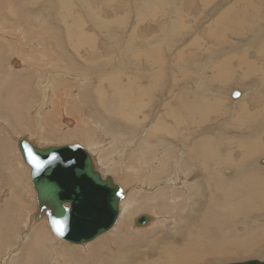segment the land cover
<instances>
[{
    "label": "rangeland",
    "instance_id": "1",
    "mask_svg": "<svg viewBox=\"0 0 264 264\" xmlns=\"http://www.w3.org/2000/svg\"><path fill=\"white\" fill-rule=\"evenodd\" d=\"M236 1L0 0V9L10 10L12 18L16 20L13 23L19 26L9 24L15 26L14 29H28L31 25L33 30L39 29L41 37L44 34L47 44L56 43L60 39L59 43L62 41L65 50L73 55L79 67L90 66L88 68L94 75L90 82H84L87 84L86 90L77 86L79 84L72 78L62 75L57 77L49 85L50 96L46 103L51 107L47 109L39 105L44 92L36 88L37 81L41 78L42 84L46 83L47 87L46 76L51 70L59 71L62 64L56 63L57 67L51 65L56 58L54 56L52 61L47 59L44 65L39 62V56H35L37 63L33 68L28 67L31 74H25L26 82L22 78H11L13 74L21 73L19 71L24 72V65L28 62L26 55H30L29 51L36 48L28 40L13 41L16 37H22L17 31H8L7 27L3 28L5 35L4 31H0V82L5 78L2 85L7 89L0 91V191L10 190L11 199L8 216L0 213V235L6 236L14 246H21L20 254L11 257V264H67L71 259L73 263L80 264H149L163 256L166 264H171L169 254L177 255L180 264H227L246 260L264 262V224L254 222L256 217L264 216V171L255 168L253 163L257 155L264 153V147L259 149L260 143L264 141V6L257 4L259 9H256L258 0ZM41 20L47 23L48 29ZM55 25L60 29L61 38L55 34ZM82 29L89 34V44L82 45ZM255 30L258 31L257 38L254 36ZM29 37L36 38L37 32L32 31ZM9 44L20 54L28 53L9 58V51L6 50ZM57 45L58 50H61L60 44ZM244 51L248 54V64L255 67L247 64L240 67L236 55H242ZM223 60H228L225 63L230 68L229 78H222L225 69L221 71L219 67H214ZM149 65L162 72L157 77L152 70L147 74ZM8 66L12 69L9 70ZM34 69L36 73L39 70L40 74L36 75ZM5 71L11 73L6 74ZM194 80L201 83V86L194 84L191 87V81ZM210 87H223V95L205 91ZM236 89L241 90L242 95L232 98L231 94ZM54 92L60 93V96L54 98ZM138 92L143 98L141 101L137 99ZM65 93H69V97ZM75 93L79 94L80 101H72ZM100 93L105 94L103 98L97 96ZM127 97L129 105L124 101ZM52 98L56 100L49 102ZM218 98L221 100L218 101ZM233 99L236 100V107L230 109V101ZM244 100H248L247 103ZM168 101L173 102L170 106L182 118L181 122H176L173 113L166 111L168 107L165 104ZM80 102H85V107ZM245 105L246 109L243 107ZM52 106L57 108L53 109ZM130 108L138 115L135 122L124 126L120 114ZM38 111L41 117H36ZM89 118L102 121L104 129L111 126L116 132L122 131L119 134H125L131 128L138 133L141 131L138 136L146 138L150 132L153 136L161 135L167 142L173 140L171 135H191L185 145L194 150L193 160L204 174L201 180L204 196L194 199L197 206L187 216L191 220L189 230L192 229V234L187 236L188 233L182 228L174 230L171 221L167 220L165 228L141 235H134L138 233L127 230L126 224L122 226L126 229L125 238L116 241L114 236L108 235L115 223L108 232L90 242L69 244L53 234L47 216L35 225L34 221L30 222L39 211L36 193L30 182L29 167L24 164L15 142L21 137L30 136L31 142L41 146L79 144L86 147L90 143L87 138H96L99 148L91 146L92 153L93 149L101 151L103 158L108 152L116 151L114 158L106 160V164L98 165L96 162L98 170L112 176L125 195L133 189L134 183L126 177L120 166L126 156L117 154V151L123 152L127 148L129 139L108 131L106 134L109 136L106 137L105 131L97 129L94 122H89L90 125L87 123L89 126L86 128L79 126L80 120L86 121ZM74 120L79 121L74 123ZM37 121L42 125L39 126ZM138 121L141 122L139 126ZM247 141L253 144L249 149L255 151L254 154L252 151L247 152L252 156L245 151ZM137 146L140 148L139 144ZM134 150L135 147H132L133 154L129 158L136 164L134 153L138 151ZM218 151L223 154L219 155ZM202 154L207 156L205 161ZM230 155L232 159L228 162L224 158ZM145 163L140 169L143 175H150L156 182L167 179L150 174L148 166L151 163ZM173 166L174 160L168 157L164 164L166 171L171 172ZM221 167L228 168L230 175L223 177ZM232 167L235 171H231ZM143 190L140 203H144L150 192L148 187ZM253 202L256 203L255 208ZM159 204H164L165 210L170 208L168 201H160ZM3 205L0 202V207ZM145 206L134 209L133 215L146 212L155 216L153 213L158 215L162 210L154 212L151 207ZM131 226L136 229L132 222ZM215 226L223 232L219 231V238L216 237L219 233L215 235L212 231ZM26 234L29 239L23 241ZM186 236L190 246H187L184 253ZM0 246L4 244L0 243ZM224 246H227L228 252L223 251ZM54 248L59 255L52 258L50 251ZM234 250L236 253L232 252Z\"/></svg>",
    "mask_w": 264,
    "mask_h": 264
},
{
    "label": "bare ground",
    "instance_id": "2",
    "mask_svg": "<svg viewBox=\"0 0 264 264\" xmlns=\"http://www.w3.org/2000/svg\"><path fill=\"white\" fill-rule=\"evenodd\" d=\"M84 1V0H83ZM237 1H239V0H237ZM236 1V2H237ZM239 2H243L242 0H240ZM90 3H91V1H90ZM53 4H54V2H53ZM259 6H264V0H258V2L256 3V9L258 8L259 9V7H258V5ZM2 5V4H1ZM48 5V4H47ZM237 6H239L238 4H237ZM1 7V6H0ZM49 7V6H48ZM47 7V8H48ZM232 8H234V7H232ZM50 9V8H49ZM98 9V8H97ZM237 9V8H236ZM261 9V8H260ZM1 10V13H0V31H4L3 30V28L4 27H7V30L8 31H17L22 37L20 38V39H17V37L16 38H14V40L13 41H17V42H22V39H24V40H28L30 43H32L33 45H34V47L36 48L34 51H29V54L30 55H26L27 57V63L26 62H24V63H26V65H24L26 68H25V70H24V72L23 71H19V72H21V73H17V74H13L12 75V77L11 78H22L24 81H25V79H24V77H25V74H28L29 73V70H28V67H30V68H33L34 67V64H36L37 62H36V59H34V57L35 56H39V62H41V63H45V61L47 60V59H49V60H53V57L55 56L56 58L54 59V61L53 62H51L52 64L51 65H55L56 63H61L62 65V67H61V69L59 68V71H55V70H51L50 71V73H49V75L48 76H46V78L48 79V81H47V83H48V86L46 87V83L45 84H42V80H40L41 78H39V80L37 81V87L36 88H38L39 90H40V92L42 93V92H44V98H43V100H42V98H41V102H39V105H41V106H46V108L47 109H50V105H47V103H46V101H48V99H49V96H50V93H49V91H50V84L51 83H54L55 82V80L57 79V77H59V76H63V77H66V78H72L75 82H77L79 85H77V86H80V87H82L83 89H85L86 87H87V84L86 83H84L85 81H89V80H91L92 78H93V72H92V70L90 69V68H88V67H90V66H88V67H86V66H84V67H79V63L77 62V61H75V59H74V57H73V55L72 54H70V53H68V51H66L65 50V47H64V45H63V43H62V41H61V43H59L60 42V39H59V41H56V43H54V42H52V43H50V44H47L46 43V41L44 40V37H43V35L44 34H42V37L40 36V34H41V32H38L39 31V29H38V31H36V30H33V28H30V26H28V29L27 28H24V27H20V28H16V29H14V27L15 26H18V24H16V23H13V21L15 20L14 18H12V16H11V11L10 10H8V11H5V10H2V9H0ZM14 10V9H13ZM72 16V15H71ZM18 17V16H17ZM33 17V16H32ZM59 17V16H58ZM41 19V18H40ZM181 19V18H180ZM42 21V20H41ZM51 21V20H50ZM49 21V22H50ZM15 22H16V20H15ZM36 22V21H35ZM48 22V21H47ZM41 23H43V24H45L44 25V27H46L47 26V23H44L43 21L41 22ZM52 23V22H51ZM9 24H14L15 26L13 27V25H9ZM40 24V23H39ZM54 24V23H53ZM56 24V23H55ZM262 23H257L256 25H261ZM83 25V24H82ZM181 25H182V23H181ZM34 26H36V25H34ZM56 26V30H55V34L58 36V38H61L60 37V29H59V27L57 26V25H55ZM19 27V26H18ZM29 28L30 29H32V31H34V32H37V37L36 38H34V37H29L30 35H31V33H32V31L31 30H29ZM43 28V27H42ZM47 28V27H46ZM50 28V27H49ZM58 28V29H57ZM48 29V28H47ZM262 29V28H261ZM50 30H51V28H50ZM53 30V29H52ZM262 30H264V29H262ZM54 31V30H53ZM85 31H87V30H85ZM83 29H82V36H84L83 37V39H82V41H83V43H82V45L83 44H89L90 42H91V39H90V37H88V35L89 34H87V32H85ZM44 32V31H43ZM5 33H6V31H4V35H5ZM47 34H48V32H47ZM111 34V33H110ZM257 34H258V31L257 30H255L254 31V36H255V38H257ZM1 35V34H0ZM68 36V35H67ZM40 37H41V40H39L40 39ZM3 38V37H2ZM145 38V37H144ZM4 39V38H3ZM85 39V40H84ZM160 39V38H159ZM42 40H44V41H42ZM54 40H55V38H54ZM264 43V42H263ZM8 44V43H7ZM56 44H60V47H61V50H58V45L56 46ZM46 45V46H45ZM54 45H55V48H54ZM234 47H235V45H234ZM264 47V46H263ZM262 47V48H263ZM258 48H261V46L260 47H258ZM19 49H22V48H19ZM6 50L7 51H9V58H10V56H11V58H13V56H20V55H23V54H20V52L19 51H17V50H14V49H12V46H11V44H9V45H7L6 46ZM87 50H89V49H87ZM256 50V49H255ZM247 52L246 51H244V52H242V55L241 54H238V55H236V58L239 60V64H240V67L242 68L243 67V65H246L247 64V66L249 65V66H252V67H255L253 64H248V58H247V56L246 55H248V54H246ZM147 54V53H146ZM25 55H23V56H25ZM250 56V55H249ZM248 56V57H249ZM257 57V56H256ZM81 58V57H80ZM144 58V57H143ZM250 58V57H249ZM16 59V58H15ZM14 59V60H15ZM142 59V58H141ZM251 59V58H250ZM252 59H253V57H252ZM257 59H258V57H257ZM256 59V60H257ZM261 59V58H260ZM264 59V58H263ZM9 60H11V59H9ZM9 60H8V62H9ZM23 60V59H22ZM25 60V59H24ZM23 60V61H24ZM255 60V61H256ZM226 61H228V60H223V61H221V62H217V64L214 66V67H219L220 68V70L221 71H223L224 69L226 70L224 73H223V75H222V78H229L230 77V68L227 66V64L225 63ZM250 61V60H249ZM104 62V61H103ZM50 63V62H49ZM101 63V62H100ZM261 64V63H260ZM23 65V64H22ZM45 65V64H44ZM92 65H94V64H92ZM257 65V64H256ZM23 66V67H24ZM81 66V65H80ZM151 66H153V65H149V69L147 70V74H148V72L150 71V70H152V71H154V74H157L155 77H157L162 71H160L159 69H157V70H154V68L153 67H151ZM46 67H48V66H45V68ZM54 67H57L56 65L54 66ZM92 67H94V66H92ZM8 68H9V70L10 69H12V68H10L9 66H8ZM7 68V69H8ZM45 68H44V70H45ZM53 68V67H52ZM99 68V67H98ZM6 69V70H7ZM97 69V68H96ZM95 69V70H96ZM163 69V68H162ZM250 69V68H249ZM30 70H32V69H30ZM41 70V69H40ZM94 70V71H95ZM146 70V69H145ZM4 71V70H3ZM11 71H13V70H11ZM11 71H5L6 72V74H10L11 73ZM34 71H35V69H34ZM33 71V72H34ZM37 71V70H36ZM36 71L34 72V73H36ZM137 71H139V70H137ZM2 72V71H1ZM0 72V73H1ZM32 72V71H31ZM102 72V71H101ZM257 72V71H256ZM38 74H40L39 73V70H38V72H37ZM36 73V75H38ZM98 73V72H97ZM100 73V72H99ZM98 73V74H99ZM3 74V73H2ZM29 74H31V73H29ZM33 74V73H32ZM101 74H103V72L101 73ZM238 74H240V73H238ZM3 75H5V74H3ZM149 75H151V74H149ZM9 76V75H8ZM8 76H6V77H8ZM32 76V75H31ZM243 76V75H242ZM1 77V76H0ZM152 77H153V75H152ZM10 78V77H9ZM29 78H31V77H29ZM118 78H120V77H118ZM2 79H4L5 80V78H2ZM6 79H8V78H6ZM21 79V80H22ZM154 79V78H153ZM152 79V80H153ZM3 80V81H4ZM3 81H2V83L0 82V84L2 85L3 84ZM13 82V81H12ZM11 82V83H12ZM14 82H16V81H14ZM20 82V81H19ZM26 82V81H25ZM29 82V81H28ZM90 82V81H89ZM89 82H87V83H89ZM152 83V82H151ZM191 83H193L192 84V86L191 87H193V85L194 84H196V85H198V86H201V83H198V81L197 80H194V81H191ZM195 85V86H196ZM206 85V84H205ZM4 85H2L1 87L3 88L2 90L0 89V91H7V89L5 88L4 89V87H3ZM26 89V88H25ZM81 89V88H80ZM208 90H205V91H208V92H210V93H212V92H214V93H217L218 95H223V92H224V88L222 87H220V89H211V87L210 88H207ZM9 90V89H8ZM86 90V89H85ZM102 90V89H101ZM203 90V89H202ZM238 90V89H237ZM237 90H233V92H232V94H231V96H232V98H237V97H239L240 95H242V91L241 90H239L238 92H239V95H237L236 96V93H237ZM2 92H0V93H2ZM5 94H6V92H5ZM27 94H29V93H27ZM66 94V93H65ZM2 95V94H1ZM66 95H68V97H69V93L68 94H66ZM100 95H101V97L102 96H104V95H102V93H100V94H97V96H99V98H101L100 97ZM198 96H199V94H197ZM249 95V94H248ZM43 96V95H42ZM52 96H55L54 98H56L57 96H60V93H57V92H54L53 94H52ZM197 96V97H198ZM68 97H65V98H68ZM87 97H89V96H87ZM133 97V96H132ZM54 98H52V100L51 101H49V102H52L53 100H56V99H54ZM64 98V99H65ZM74 99L72 100V101H75V100H77V101H80V96H79V94L77 93H75L74 94V97H73ZM103 98V97H102ZM105 98V97H104ZM136 98V97H135ZM199 98H200V96H199ZM213 98H215V96H213ZM248 98V97H247ZM251 98H252V96H251ZM254 98H256V96L254 97ZM85 99H87V98H85ZM89 99V98H88ZM137 99H138V101H141V100H143V98H141L140 96H139V92L137 93ZM217 99V98H216ZM214 100V99H213ZM219 100H221L220 98H218V101ZM226 100H228V99H226ZM251 100V99H250ZM2 101V100H1ZM84 101V100H83ZM124 101L126 102V105H129V97H127V98H124ZM211 101H212V99H211ZM244 101H246V103H247V101L248 100H244ZM34 102V101H33ZM143 102V101H142ZM209 102V101H208ZM207 102V103H208ZM82 105H83V107H85V102H80ZM171 103H173V102H170V101H168V103L167 104H165V106L166 107H168V110H166V111H168V113H173V115H174V117L173 118H175L174 120L176 121V122H181L182 121V118L178 115V114H175V112H173V107H171L170 106V104ZM205 103V102H204ZM38 104V103H37ZM58 104V103H57ZM90 104V103H89ZM209 104H211V103H209ZM216 104V103H215ZM249 104V103H248ZM60 105V104H59ZM92 105V104H91ZM230 105H231V107H230V109H233V106H235L236 107V100H232V101H230ZM247 105V104H246ZM246 105L245 106H243L244 107V109H246L245 107H246ZM164 106V107H165ZM207 106H208V104H207ZM250 106V105H249ZM248 106V107H249ZM66 107V106H65ZM87 107V106H86ZM211 107V106H210ZM218 107V106H217ZM247 107V108H248ZM52 108L53 109H56L57 107L56 106H52ZM211 108H213V107H211ZM210 108V109H211ZM206 109H208V108H206ZM209 109V110H210ZM95 110H96V108H95ZM203 110V112H205L204 111V109H202ZM212 110V109H211ZM218 110H219V108H218ZM218 110H217V112H218ZM221 110V109H220ZM44 111V110H43ZM53 111V110H52ZM164 111V110H163ZM175 111H176V113H177V110L175 109ZM207 111V110H206ZM222 111V110H221ZM162 112V111H161ZM207 112H209V111H207ZM241 112V111H240ZM202 113V112H201ZM200 113H197V115H199ZM202 114H204V113H202ZM201 114V115H202ZM219 114V113H218ZM221 114H222V112H221ZM236 114V113H235ZM238 114H240L241 115V113H238ZM85 115V114H84ZM138 115V113L133 109V108H130L129 110H123V112H121V114H120V118H121V120H123V122H122V124L125 126V125H128L129 126V124H130V122H135V120H136V116ZM164 115H165V113H164ZM172 115V114H171ZM191 115V114H190ZM196 115V116H197ZM217 115V114H216ZM37 116H40L39 115V111L36 113V117ZM204 116V115H203ZM5 117V116H4ZM41 117V116H40ZM90 117H91V115H90ZM202 117V116H201ZM233 117H235V116H233ZM64 118V117H63ZM161 118H162V116H161ZM213 118V117H212ZM217 118V117H216ZM2 119H3V117H2ZM44 119V118H43ZM189 119V118H188ZM187 119V120H188ZM11 120V119H10ZM94 120V121H93ZM192 120V119H191ZM1 121V120H0ZM79 120H74V123H77ZM7 122V121H6ZM11 122V121H10ZM38 122V121H37ZM71 122H72V120H71ZM89 122L92 124V122H94V124H95V126L97 127V129L99 128L101 131H105L103 134L106 136V137H108L109 136V134H106L107 133V131L109 132V133H111V134H114L115 136H126V139H129V143H127V148L123 151V152H118L117 151V154L118 153H120V154H123L124 156H126L125 158H123V160H122V162L120 163V166H121V168H122V170H123V172H124V174L126 175V177L130 180V181H132V183H134V187H133V189L130 191V193H128V194H126L125 195V193H124V191L122 192L123 193V195H125L124 197L122 196V198H121V200H120V202H119V212H118V217H117V222H115L116 224H115V226L113 227V229L108 233V235H112V236H114V239L116 240V241H122L124 238H125V231H126V229L127 230H134V231H136L138 234H134V235H141V234H147V233H149V234H151L152 232H154L155 230H159V229H162V228H165L168 224L166 223L167 222V220H170L171 221V225H173V228H174V230H177L178 228H182L184 231H186L188 234H187V236L189 235V234H192L193 232H192V229H190L189 230V227H190V224H191V220L187 217L188 215H191V213L194 211V209H195V207L197 206V203L196 202H194V199L195 198H200L201 199V197H203L204 195H203V190H204V185H203V182L201 181L202 180V178H203V176H204V174H203V172H202V170H201V168H200V166L198 167L196 164H195V162H194V155L192 154L193 152H194V150L192 151V150H190L189 149V147L187 146V145H185L186 144V142H187V139H190L189 137L191 136V135H189V134H187V135H183V134H178V135H176V136H174V135H171V136H173L174 138H173V140H169L170 142H167L168 140H166L164 137H161V135H156V136H153L150 132L149 133H147L148 135L146 136V138H145V136H143V137H141V136H138L139 135V133H141V131L138 133L137 131H136V129H132L131 130V128H130V131H128V132H126L125 134L123 133V134H119V133H121L122 131H117L116 132V129L115 128H113V127H111V126H108V127H106V129H104L103 128V123H102V121H100V120H98V121H96L94 118H89V119H87L86 121H82V120H80V122H79V126L81 127V126H83L84 128H86L87 126H89L90 124H89ZM192 122H193V120H192ZM195 122H199V120H195ZM14 123V122H13ZM12 123V124H13ZM89 125H88V124ZM223 123V122H222ZM7 124V123H6ZM72 124H73V122H72ZM141 124V122L140 121H138V126ZM162 123H160V125H161ZM264 124V123H263ZM262 124V125H263ZM8 125V124H7ZM38 125L40 126V125H42L41 123H39L38 122ZM224 127L226 126V125H224V124H222ZM9 126V125H8ZM14 126V125H13ZM128 126H127V128H128ZM11 127V126H10ZM121 127H122V125H121ZM166 127H167V125H166ZM119 128V127H118ZM103 129V130H102ZM167 129H168V127H167ZM124 130H126V129H124ZM127 130H129V129H127ZM170 131V130H169ZM245 131V130H244ZM119 132V133H118ZM256 133H257V130H256ZM255 133V134H256ZM118 134V135H117ZM264 134V133H263ZM262 135V134H261ZM166 136V135H165ZM105 137V138H106ZM167 138V137H166ZM257 138V137H256ZM19 139H24L26 142H28V143H30V144H33V145H36V144H38V143H36V144H34L33 142H31L32 140H31V137L29 136L28 138L27 137H21V138H18L15 142H16V146H17V143H18V141H19ZM264 139V138H263ZM86 140H89V142H87V143H89V145H88V147H86V146H83L82 145V147L83 148H85V150L90 154V156H91V158H92V162H93V164H94V168L100 173V176L101 177H103V179L106 177V176H109V177H111V179H112V182L113 183H115V179L114 178H112V176H110V175H104L101 171H99L98 170V166L96 165V162H97V164L99 165L100 163H105V161L106 160H108V161H110V160H112L113 158H114V153L116 152V151H110V152H108V155L107 156H104L103 158H101V151H98V152H96V150H94L93 149V153L91 152V146H96L97 147V149L99 148L96 144L98 143V140L96 139V138H87ZM260 140V139H259ZM35 141V140H34ZM261 141V140H260ZM108 142H109V140H108ZM11 143V142H10ZM254 143V142H253ZM139 144V146H140V148L137 146ZM52 145H55V144H52ZM57 145V144H56ZM252 143H250V142H248L247 141V144H246V147H247V149L245 150L246 151V153L248 152V151H252L251 149H249L250 148V146H251V148H252ZM5 146H7V145H5ZM36 146H39V147H43V146H41V144H38V145H36ZM47 146H50V145H46V146H44V147H47ZM81 146V145H80ZM255 147L256 146H258V143H257V145H254ZM18 147V146H17ZM132 147H135V150L134 151H138V152H135L134 153V155L136 156V164H133L131 161H132V159L131 158H129V156L130 155H132L133 153H132ZM255 147H253V148H255ZM262 147H264V141L262 140V143H260V145H259V149L260 148H262ZM19 150V149H18ZM6 151H8V148H7V150ZM159 151H161V152H159ZM256 151H258V150H256ZM263 151H264V149H263ZM243 152H244V149H243ZM253 152V151H252ZM255 152V151H254ZM254 152L252 153V154H254ZM17 153V152H16ZM218 153H219V155H221V154H223V152L222 151H218ZM245 153V154H246ZM248 155L250 154V153H247ZM252 154H250V156H252ZM94 155V156H93ZM243 155H244V153H243ZM246 156V155H245ZM168 157H171L173 160H174V166H173V169H172V171L171 172H167L166 171V167H164V164H165V162H166V159L168 158ZM202 157H203V159H204V161L207 159V156H204L203 154H202ZM247 157V156H246ZM249 157V156H248ZM264 157V153L263 154H261L260 156H258L257 155V157L254 159V161H253V163L255 164V168H260L261 170H263L264 171V164H261V160H262V158ZM250 158V157H249ZM226 161H228V162H230L231 161V159H232V155H230L229 156V158H224ZM246 159V158H245ZM23 160V159H22ZM244 160V159H243ZM218 161V160H217ZM7 162H9V161H7ZM24 162V161H23ZM145 162H149V163H151V164H149V169H150V174H153V175H160V179H162L163 177H165V181H160V182H156L155 181V179L153 178V177H151L150 175H143L142 173H141V168H142V166H143V164H146ZM250 162V161H249ZM10 163V162H9ZM24 164H26L25 162H24ZM106 164V163H105ZM27 165V164H26ZM199 165V164H198ZM28 166V165H27ZM29 167V166H28ZM156 167V168H155ZM3 168V167H2ZM233 169H231V171H235V168L234 167H232ZM29 169V176H30V182H31V178H32V176H31V171H30V167L28 168ZM28 169L26 168V170H27V172H28ZM238 169V168H237ZM220 172L224 175L223 177H227V175H230V170L228 169V168H223V167H221L220 168ZM234 173V172H233ZM232 173V174H233ZM231 174V175H232ZM243 175V174H242ZM105 176V177H104ZM110 180V179H109ZM116 184V183H115ZM31 185H32V182H31ZM33 187V186H32ZM146 187H148V189L150 190V192H148L147 194H148V196L144 199V203H140V199L142 198V195H141V191L144 189V188H146ZM121 189H122V187H120ZM33 189H34V187H33ZM144 191V190H143ZM34 192H35V190H34ZM8 193V194H7ZM36 193V192H35ZM253 195V194H252ZM254 196V195H253ZM11 201V199H10V190H1L0 191V202L1 203H3L4 205L3 206H1L0 207V213H4V216H8V213H9V210H10V205H9V202ZM160 201H161V203H164L165 201H168L169 202V204H170V208L168 209V210H165L166 208H164L163 207V205L164 204H162V205H160L159 203H160ZM261 202V201H260ZM255 202H253V208H255ZM36 205H37V202H36ZM146 205V206H145ZM259 205V204H258ZM143 206H145V207H151L152 208V211H158L159 209H162L160 212H159V216L156 214V212L155 213H153V214H155V216H153L152 214H150V213H146V212H143V213H137V214H134L133 215V213L135 212V210L134 209H140L141 207H143ZM37 208H38V205H37ZM63 208H70V204L68 203V202H65L64 203V205H63ZM38 211H39V213L33 218V219H31L30 220V222L31 223H33V221H34V225L35 224H37L38 222H40V220L42 219V218H44L45 216H47V223H48V225H49V222H48V218H50V216H52L53 214H55L56 213V211L55 210H51V208H49L46 204L45 205H43V206H41L40 205V208H38ZM176 211H178L179 213H178V215L177 214H175V212ZM41 212H43V213H41ZM142 214H144L145 216H147V218H148V220L146 221V223H144V224H141V225H137L136 223H135V220L137 219V218H139ZM132 215H133V217H132ZM157 217V218H156ZM160 217H162V219L160 218ZM38 220V221H37ZM158 221V222H157ZM131 222H132V225H133V227L134 228H136V229H133L132 228V226H131ZM254 222H260V223H263L264 224V216L263 217H261V218H258V217H256V219H255V221ZM127 224V228L126 229H124L122 226H125ZM135 225V226H134ZM146 226H148V227H146ZM152 226V227H151ZM214 226V225H213ZM4 227V226H3ZM245 227V226H244ZM39 228V227H38ZM131 228V229H130ZM149 228V229H148ZM195 228V227H194ZM239 228V227H238ZM51 229V228H50ZM145 229H148V230H146V231H142V230H145ZM241 229H243V226H242V228H240V230ZM209 230V229H208ZM189 231V232H188ZM212 231H213V233L216 235L217 234V232L219 233V235L218 236H216L217 238H219L220 236H221V233L219 232V231H221V230H219L218 228H217V226H215L213 229H212ZM33 232H34V230H33ZM108 232V231H107ZM203 232V231H202ZM209 232H210V230H209ZM222 232V231H221ZM211 233V232H210ZM223 233V232H222ZM54 234V233H53ZM54 235H56V234H54ZM102 235V234H101ZM57 236V235H56ZM55 236V237H56ZM187 236H186V240H185V242H184V244H183V252L185 253V250H186V248H187V246H190V242H189V240H188V238H187ZM58 237V236H57ZM56 237V238H57ZM58 238H60V237H58ZM29 239V236H28V234H26L25 236H23V241L24 240H28ZM61 239V238H60ZM213 239V238H212ZM215 239V238H214ZM62 240V239H61ZM220 240V239H219ZM218 239H217V241H219ZM58 242L60 241L59 239L57 240ZM63 241H65V240H63ZM66 243H69V244H73V243H70V242H67V241H65ZM90 242V241H89ZM0 243H3L4 244V246H0V250H1V254H0V264H11L10 263V260H11V257L13 256V255H16V254H20V252H21V246L20 247H18V246H14V244H12L11 242H10V240L9 239H7L6 238V236H2V234L0 235ZM86 243V242H85ZM79 244H81V243H79ZM231 244V243H230ZM248 244V243H247ZM66 245V244H65ZM86 246H91V245H86ZM232 246H233V244H232ZM226 248H227V246H224V248H223V251L225 252L226 251ZM80 250H82V249H80ZM229 250V249H228ZM86 251V250H85ZM226 252H228V251H226ZM233 253L235 252L236 253V251L234 250V251H232ZM219 253H221V252H219ZM233 253H230V255L231 254H233ZM226 254V253H225ZM57 255H59V252L57 251V249L56 248H54V249H52L51 251H50V257L52 256V258L54 257V256H57ZM170 258H171V261H172V263L171 264H180V260H179V257L177 256V255H175V254H169L168 255ZM225 256V255H224ZM164 257L165 256H163V257H161V258H159V259H157V260H154V261H151V262H149V264H166V259H164ZM167 257V256H166ZM67 264H80L79 262H76V263H73V261H72V259L71 260H69L68 262H67ZM82 264V263H81Z\"/></svg>",
    "mask_w": 264,
    "mask_h": 264
},
{
    "label": "water",
    "instance_id": "3",
    "mask_svg": "<svg viewBox=\"0 0 264 264\" xmlns=\"http://www.w3.org/2000/svg\"><path fill=\"white\" fill-rule=\"evenodd\" d=\"M17 146L23 161L30 167L38 208L46 204L56 211L48 218L54 234L62 240L79 244L92 241L112 228L118 217L122 189L112 182L111 177L103 179L100 176L85 148L79 144L39 147L24 139H19ZM29 151L44 162L42 168L38 169L31 162ZM261 164H264V157ZM65 202L70 208H63ZM57 220L63 221L62 235L56 231L54 221ZM147 220L142 214L135 223L141 225ZM227 264L264 262L246 260Z\"/></svg>",
    "mask_w": 264,
    "mask_h": 264
},
{
    "label": "snow or ice",
    "instance_id": "4",
    "mask_svg": "<svg viewBox=\"0 0 264 264\" xmlns=\"http://www.w3.org/2000/svg\"><path fill=\"white\" fill-rule=\"evenodd\" d=\"M236 95H239V93H236ZM29 157L31 159V162L39 169L43 167L44 162L40 161L39 159H37L32 153L31 151H29ZM54 223L57 225L56 227V231L58 234H63V221H54Z\"/></svg>",
    "mask_w": 264,
    "mask_h": 264
}]
</instances>
